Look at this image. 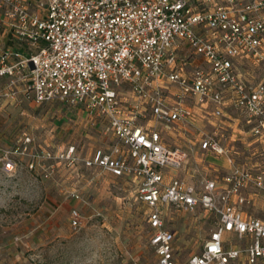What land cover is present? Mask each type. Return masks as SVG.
I'll return each mask as SVG.
<instances>
[{
  "label": "built area",
  "instance_id": "2783aa9c",
  "mask_svg": "<svg viewBox=\"0 0 264 264\" xmlns=\"http://www.w3.org/2000/svg\"><path fill=\"white\" fill-rule=\"evenodd\" d=\"M0 24L10 35L0 101L55 103L107 124L109 147L44 157L134 180L156 264H177L165 207L214 218L185 264H264V220L247 210L264 200V0H0ZM30 143L23 133L21 147L0 148V172L25 153L33 168L42 156ZM192 144L226 161L199 186L171 173ZM80 224L74 208L70 226Z\"/></svg>",
  "mask_w": 264,
  "mask_h": 264
},
{
  "label": "rangeland",
  "instance_id": "374dc122",
  "mask_svg": "<svg viewBox=\"0 0 264 264\" xmlns=\"http://www.w3.org/2000/svg\"><path fill=\"white\" fill-rule=\"evenodd\" d=\"M3 81L0 78V87ZM148 118L140 123H147ZM97 123L83 111L55 103L0 101V148L21 147L26 133L31 138L27 150L42 156L31 168L29 154L17 155L15 171L10 175L0 172V264H156L149 244V208L138 198L134 180L86 169L81 161L44 157L65 152L71 145L80 158L98 146L109 147L112 133L106 123ZM203 128L211 131L208 125ZM224 132L227 135L230 129ZM197 158L204 161L203 177L225 170V158L202 151ZM210 159L217 162L212 167L208 166ZM263 207L264 200L258 199L247 210L264 220ZM74 208L80 213L77 228L70 226ZM166 214L170 215L169 211ZM201 221L197 231L203 237L215 221L206 217ZM175 227L177 264H185L201 246L190 239L195 230L185 219H176Z\"/></svg>",
  "mask_w": 264,
  "mask_h": 264
},
{
  "label": "crops",
  "instance_id": "0c3cea01",
  "mask_svg": "<svg viewBox=\"0 0 264 264\" xmlns=\"http://www.w3.org/2000/svg\"><path fill=\"white\" fill-rule=\"evenodd\" d=\"M0 42L10 43V35L8 33V27L3 25V24H0ZM102 123L103 122H99L97 124L99 126H101ZM188 148H189V150H188L187 161L183 164V166L180 169L173 171V173L176 172V173H174L175 175L173 174V176L183 178V179L187 180L188 182L193 183L196 186H199L202 182V179H203L202 169H204V166H203L204 161H201V159L197 158V153H200V149L198 147V144H192ZM214 160L210 159V163L208 164V166L212 167L214 164H216L217 162ZM167 211H169L170 215L166 214ZM178 211L184 212V211L174 209L171 207L170 208L169 207L163 208L165 227H166V229L171 230L174 233V248L176 250V259H177V256L179 254L178 250H177L179 240L176 238V227H175L176 219L177 220H178V218H180L182 220L185 219L187 221V223L195 230V233L190 235V239H195L196 242H198L200 244L201 248H202L204 241L208 237L210 231L213 229V227H211L208 229L205 236H203V237L199 236V231H197V230H200V228H201L200 224L202 223V221H201L202 217H206L207 220L212 218L211 214L207 213L206 211L202 210L201 208H197L194 212H186L189 215H182V214L178 215V213H177ZM204 220L206 221V219H204Z\"/></svg>",
  "mask_w": 264,
  "mask_h": 264
}]
</instances>
